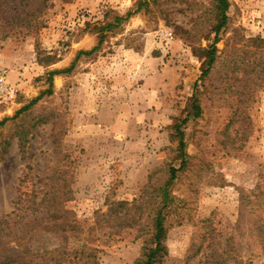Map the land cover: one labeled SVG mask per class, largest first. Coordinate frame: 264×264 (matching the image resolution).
I'll return each instance as SVG.
<instances>
[{"label":"rangeland","instance_id":"374dc122","mask_svg":"<svg viewBox=\"0 0 264 264\" xmlns=\"http://www.w3.org/2000/svg\"><path fill=\"white\" fill-rule=\"evenodd\" d=\"M139 2L148 6L112 29L98 51L51 78L52 93L31 113L52 117L21 144L20 122L13 117L48 89L47 73L68 68L79 51L97 44L88 26L111 22L113 15L104 18L109 11L124 17ZM211 5L212 0L0 3V219L14 223L18 240L32 251L65 248L69 259L78 255L74 237L41 229L51 214L45 201L51 196L45 194L54 185L61 209L72 213L84 236L90 232L97 264H135L149 245L151 222L142 217L140 237L135 228L109 235L107 225L94 226L97 213H105L111 201L138 199L151 174L146 196L153 197L174 168L161 264H264L262 245L250 232L255 221L264 226V0H229L228 24L216 44L220 58L201 86L202 61L193 47L213 40V34L199 39L200 31L208 33ZM164 31L173 39L164 40ZM250 40H258L257 47ZM255 50L256 57L248 56L259 66L242 67L225 79L232 57ZM194 91L197 118L187 114ZM185 119L181 166L174 125ZM63 186L69 194L63 195ZM239 189L253 192L260 206L236 229ZM32 198L33 210H26ZM6 249L17 251V242Z\"/></svg>","mask_w":264,"mask_h":264},{"label":"trees","instance_id":"16d2710c","mask_svg":"<svg viewBox=\"0 0 264 264\" xmlns=\"http://www.w3.org/2000/svg\"><path fill=\"white\" fill-rule=\"evenodd\" d=\"M5 1L7 0H0V3H4ZM24 1L26 0H18L19 4H22ZM143 6H148V2H139L136 9L133 12L127 13V15L124 17L118 16L117 14L109 11L104 15V18L106 19V17H108V14L113 15V20L111 22L104 21L95 23L93 24V26L87 27H91L92 32L97 34V44L89 51H79L72 64L68 68L61 71L48 72V89L41 92L38 97L33 99L27 105L21 107L15 113L13 118L19 120L20 122L17 127V138L21 144H24L26 142V137L31 134L36 126L47 123L52 117L51 114L31 113L32 107L41 99L44 94L50 95L52 93L51 78L54 75L65 74L71 71L80 56H89L98 51L108 33H110L112 29L118 27L121 23L126 22L133 14L139 12L143 8ZM228 8L229 0H212L210 11V27L208 29V33L206 34H203V30L199 32V39L201 37L207 39L211 34H213V40L206 47H193V53H197L199 55V59L202 61L201 74L199 76V82L201 83V86L204 85L206 78L216 67V64L218 63V60L220 58V56L217 55L218 50L216 48V44L219 41L220 32L228 24ZM25 27L28 30H37L39 28L37 25H27ZM249 42H253V44H255V47H257L258 40H250ZM257 53L258 52L256 50L251 52H242V54L232 57L231 60L228 61L230 72L224 75L225 79L229 77L228 74L237 72L242 67L246 68L251 64L255 65V67L259 66L258 63H255V59L253 60V62H250V58L248 56V54H250L253 57H256ZM245 71L246 70H244L243 72ZM261 71L264 72V69H261ZM243 75L246 76L247 74ZM236 81L239 80L237 79ZM196 93L197 91H194L190 98V107L187 112L189 116H192L194 118L199 117L201 113ZM28 116H32V118L27 123L26 119ZM185 122L186 119L174 125V129L178 139V159L181 163V166L184 165L186 154L183 134L180 131V126ZM3 124L4 121L0 122V126H2ZM175 172L176 170L174 168H169V177L167 181L157 189L153 190V192L156 193V195H154L153 197L150 194L148 197L146 196V192L151 187V174L149 175L147 185L143 189V192L138 199L132 201L131 203L111 201L106 204L107 211L105 213H97L94 226L100 228L102 224L107 225L109 227V230L111 231L109 235L117 234L124 228H135L138 229L137 236L140 237L142 235L140 231L143 226V223L141 222L142 217L145 215V220L151 222L152 231L150 235L149 245L143 247L142 253L136 260L135 264H161L167 255L165 246L167 232L164 227V220L165 210L170 201L168 189L175 179ZM60 188H62L61 191L63 192V195H67L70 193L69 188L65 186ZM48 189L49 190L45 194V196L48 195L51 197L50 199L45 201L49 206V209L51 210V214L47 219L43 221V223L41 224V229L55 234L57 233L64 236L74 237V239L79 243L78 255H75L73 259H69L66 254L65 248L46 250L41 254H39V252H34L31 250L28 243L18 240L15 230H13L12 228L14 226V223L6 222L5 220L0 219V264H97V250L89 246V244L91 243V240L89 239V235H91L89 234L90 232L87 236H84L76 220L70 219L72 213L67 210L61 209L63 202L61 203L58 201L60 197L59 190H57L54 185L49 186ZM238 194V219L235 227L236 229L240 228V226L245 222L246 218L249 217L250 213H254L253 208L255 205L260 206L259 199L255 196H252L253 192H250V194H246L239 189ZM34 205L35 202L32 198L31 201H28L25 209L33 210ZM96 227H92L90 230H93ZM250 232L253 237L257 238L258 243L262 245L264 251V226H261L259 222L255 221V223L251 226ZM11 240L17 242V251H7L6 246ZM219 253L221 256L222 252ZM217 256L219 255L217 254ZM217 264L223 263L217 262Z\"/></svg>","mask_w":264,"mask_h":264},{"label":"built area","instance_id":"2783aa9c","mask_svg":"<svg viewBox=\"0 0 264 264\" xmlns=\"http://www.w3.org/2000/svg\"><path fill=\"white\" fill-rule=\"evenodd\" d=\"M164 40L169 41L173 39V35L171 32L164 31L160 34Z\"/></svg>","mask_w":264,"mask_h":264},{"label":"crops","instance_id":"0c3cea01","mask_svg":"<svg viewBox=\"0 0 264 264\" xmlns=\"http://www.w3.org/2000/svg\"><path fill=\"white\" fill-rule=\"evenodd\" d=\"M86 40H83L82 42L84 43ZM144 88H146V90L148 91L149 89H148V87H144Z\"/></svg>","mask_w":264,"mask_h":264}]
</instances>
